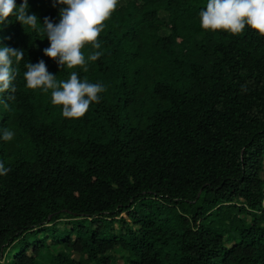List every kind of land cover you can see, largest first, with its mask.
Returning a JSON list of instances; mask_svg holds the SVG:
<instances>
[{
  "label": "trees",
  "instance_id": "1",
  "mask_svg": "<svg viewBox=\"0 0 264 264\" xmlns=\"http://www.w3.org/2000/svg\"><path fill=\"white\" fill-rule=\"evenodd\" d=\"M205 3L118 0L101 57L81 48L87 72L0 21V44L24 51L0 93L14 132L0 140V264H264V35L202 28ZM27 5L58 18L53 0ZM39 59L57 81L103 83L101 100L62 116L51 90L25 86Z\"/></svg>",
  "mask_w": 264,
  "mask_h": 264
},
{
  "label": "clouds",
  "instance_id": "2",
  "mask_svg": "<svg viewBox=\"0 0 264 264\" xmlns=\"http://www.w3.org/2000/svg\"><path fill=\"white\" fill-rule=\"evenodd\" d=\"M27 0L19 5L16 0H0V21L14 15L20 24L28 25L47 37L48 46L42 49L45 56L53 58L59 68L81 66L88 71V65L81 48L90 43L93 51L87 57L95 61L102 55L101 42L97 39L104 28V21L118 5V0H53V7L59 5L58 18L53 21L48 17L41 23L35 13L26 8ZM28 6V5H27ZM200 26L209 30H225L239 33L249 27L264 35V0H206L199 10ZM40 25L38 27L37 25ZM24 56L20 48L0 44V93L13 92L16 77L14 62ZM24 82L27 88H39L50 92L51 103L61 106V115L66 118L82 117L91 103L101 100L104 92L103 83L90 82L71 71L66 80H56V75L47 70L43 59L24 63ZM7 108L8 105L4 104ZM14 132L8 128L0 129V140L10 141ZM9 169L0 161V174Z\"/></svg>",
  "mask_w": 264,
  "mask_h": 264
},
{
  "label": "rangeland",
  "instance_id": "3",
  "mask_svg": "<svg viewBox=\"0 0 264 264\" xmlns=\"http://www.w3.org/2000/svg\"><path fill=\"white\" fill-rule=\"evenodd\" d=\"M118 262H120V260H118Z\"/></svg>",
  "mask_w": 264,
  "mask_h": 264
}]
</instances>
